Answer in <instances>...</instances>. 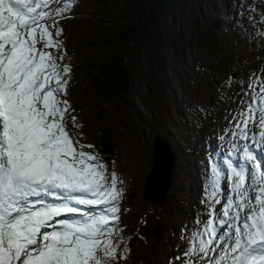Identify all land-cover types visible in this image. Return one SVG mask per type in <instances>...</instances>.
Returning a JSON list of instances; mask_svg holds the SVG:
<instances>
[{"label":"snow or ice","instance_id":"obj_1","mask_svg":"<svg viewBox=\"0 0 264 264\" xmlns=\"http://www.w3.org/2000/svg\"><path fill=\"white\" fill-rule=\"evenodd\" d=\"M76 2L0 0V264L128 259L124 190L114 167L109 172L97 153L83 151L95 146L70 134L66 116L74 109L62 97L72 69L60 63L64 54L49 51L63 49L59 20ZM243 91L247 108L221 136L228 151L209 156L208 219L182 230L188 247L175 257L180 264H264V75L253 74ZM76 120L73 127H82Z\"/></svg>","mask_w":264,"mask_h":264},{"label":"rangeland","instance_id":"obj_2","mask_svg":"<svg viewBox=\"0 0 264 264\" xmlns=\"http://www.w3.org/2000/svg\"><path fill=\"white\" fill-rule=\"evenodd\" d=\"M82 5L84 11H91L92 15L100 8L94 0H77L72 11L74 18L59 20L58 26L63 29V35L59 37L63 41V49H49L58 57L59 52H65L66 42L76 63L82 54L77 58L78 50L70 45L72 35L74 32L83 33L84 27L91 21L87 15L81 14ZM250 7H254L255 11L250 12ZM261 14H264V0H183L182 16L174 23L171 36L166 42L163 69L158 68L152 51H135L139 56L133 85L135 100L128 105L124 98L125 101H117L101 108L107 109L106 119L114 123L121 142L117 186L125 192L136 179L140 187L133 209L130 212L121 210L119 213L124 237L127 238L133 227L144 217L143 211L146 208L144 209L143 204L146 202L142 200V188L150 172L155 136L168 140V148L177 155V161L173 162L172 182L170 179L171 187L168 192L175 201L169 200L171 207H165L168 214L164 219V247L162 241L158 242V248L163 247L162 251L159 254L158 250L157 258L154 259L151 248L143 244L140 249L129 252L127 260L121 259L115 264H180L175 257L180 256L188 244L178 236H167L172 229L180 226L176 216L186 206L184 200L190 195L189 188L192 187L199 205L205 206L207 203L208 162H204L203 167L200 156L192 155L191 147L200 138H206L211 141L212 147L214 145L215 149H219L222 156L228 151L225 142L217 138L214 132L220 125L221 131L225 133L233 130L229 125L232 116L247 108L246 103H241V100H247L243 89L250 83L253 74L264 75V64L254 65L256 60L259 61L264 45V35H261L264 33V22H260ZM169 19L170 17L166 22L167 27L170 26ZM253 22H257L255 26ZM230 76L235 78V83L231 86L227 83ZM85 86L86 84L82 85L79 92H84ZM73 92L74 88L65 99H71ZM86 107L87 112L91 113L92 109ZM222 110H225L221 115L224 118L216 126L219 123V118L216 117ZM71 128L81 137L78 128ZM82 133L84 140L81 143L95 146L86 147L83 151L96 153L98 145L93 135L85 126ZM157 144L161 150L160 165L165 172L169 151L164 141L159 140ZM197 153L202 154L203 151ZM120 180L124 183L120 184ZM224 186L227 188L228 183ZM161 204L162 200L156 208L163 209ZM219 206L216 205L217 208ZM177 242L179 244L176 246Z\"/></svg>","mask_w":264,"mask_h":264},{"label":"trees","instance_id":"obj_3","mask_svg":"<svg viewBox=\"0 0 264 264\" xmlns=\"http://www.w3.org/2000/svg\"><path fill=\"white\" fill-rule=\"evenodd\" d=\"M100 6L97 13L91 11L85 14L91 21L83 29V33L74 32L70 45L78 50V62H74L65 42V60L60 63L70 65L72 71L68 77V95L74 88L71 99L68 101L74 111L79 110L81 117H85L89 132L97 139L98 147L103 156L110 162H117L121 142L117 136V129L112 121L106 119V108L114 102L124 100L128 105L135 100L133 85L135 71L138 65V51H152L155 54L159 69H163V53L166 52V42L171 36L174 23L182 16L183 0H94ZM170 17V26L166 22ZM97 25L94 26L93 25ZM64 39L66 40L65 36ZM259 61L254 65L264 64V45L260 52ZM71 57V60H69ZM77 84V87H74ZM86 84L84 92L79 88ZM88 91L86 92V90ZM66 98V97H65ZM92 109L87 112V107ZM79 116V118H81ZM117 126H121L116 124ZM175 160V155L173 154ZM189 196L184 200L186 206L176 216L180 223L178 229H172L171 235L181 239L182 230L187 228L191 233L196 227L197 219H204L203 209L198 198H194L192 187ZM139 185L134 181L126 193L123 206L130 210L138 200ZM132 194V195H131ZM175 201L169 195V200ZM142 221L133 227L135 231L128 237L126 244L130 252L140 249L145 244L151 248L154 259L157 258L164 247L163 230L166 229L165 216L168 214L164 208L158 210L151 204H145ZM138 223V222H137ZM179 232L181 235H179ZM163 242V247L159 243ZM182 241V240H181ZM159 242V243H158ZM158 243V244H157ZM179 243H176V246ZM158 248V249H157ZM160 264V263H159Z\"/></svg>","mask_w":264,"mask_h":264},{"label":"bare ground","instance_id":"obj_4","mask_svg":"<svg viewBox=\"0 0 264 264\" xmlns=\"http://www.w3.org/2000/svg\"><path fill=\"white\" fill-rule=\"evenodd\" d=\"M155 140L153 146H155ZM158 164V154L156 152V163L152 173L146 180L147 186L144 194V198L150 201L152 204L158 206L160 201L164 199L166 190L169 186V177L167 174H162L159 178L154 180L156 165ZM150 173V172H149Z\"/></svg>","mask_w":264,"mask_h":264},{"label":"water","instance_id":"obj_5","mask_svg":"<svg viewBox=\"0 0 264 264\" xmlns=\"http://www.w3.org/2000/svg\"><path fill=\"white\" fill-rule=\"evenodd\" d=\"M162 137H156L155 138V146L153 147V157H154V161H153V166H152V171H153V168H154V166H155V163H156V152H157V154H158V158H160V159H158V164L156 165V170H155V175H154V177H160L162 174H167L168 175V177H170V174H171V172H172V170H173V167H174V165H173V162H172V160H171V158H170V156H169V154H168V156H169V161H168V163L166 164V171L164 172L163 171V169H162V167H161V150L158 148L159 146H158V141L159 140H161V141H164L163 140V138L161 139ZM159 170H160V174H159ZM152 171H151V173H152ZM150 173V174H151ZM150 176V175H149ZM170 188V181H169V186H168V188H167V190ZM166 190V191H167Z\"/></svg>","mask_w":264,"mask_h":264}]
</instances>
